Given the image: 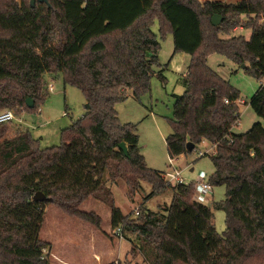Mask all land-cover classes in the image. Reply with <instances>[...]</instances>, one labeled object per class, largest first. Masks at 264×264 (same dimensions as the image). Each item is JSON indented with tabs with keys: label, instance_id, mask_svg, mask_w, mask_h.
Returning a JSON list of instances; mask_svg holds the SVG:
<instances>
[{
	"label": "trees",
	"instance_id": "trees-1",
	"mask_svg": "<svg viewBox=\"0 0 264 264\" xmlns=\"http://www.w3.org/2000/svg\"><path fill=\"white\" fill-rule=\"evenodd\" d=\"M207 4L49 0L32 6L28 0H0V110L17 116L39 111L46 72L62 74L64 84L81 89L91 106L62 129L60 145L45 148L28 130L11 132L10 122L0 124V264H50L45 251L51 243L40 238L48 204L101 228V215L81 207L91 197L110 207L114 233L123 227L122 238L131 242L128 232L137 233L149 264H264V21L253 20V15L264 20V2ZM216 14L224 16L219 25L212 23ZM231 14L249 16V38L221 36L240 25L232 18L228 24ZM155 19L163 35L173 34L175 52L192 56L179 79L183 93H173L168 153L175 158L203 141L213 145L204 155L211 154L214 165L210 182L226 188L225 199L214 203L226 214L222 234L213 209L193 200V183H169L163 175L167 170L147 166L136 124L122 122L116 109L128 90L140 98L153 75L166 79L164 68L155 69L161 49ZM211 53L246 64L262 82L249 105L263 121L244 133L233 130L241 116L240 90L209 65ZM28 98L34 99L33 107ZM121 178L129 194L141 180L152 185V195L169 187L171 203L164 211L143 209L131 219L108 185ZM39 191L45 200L34 199Z\"/></svg>",
	"mask_w": 264,
	"mask_h": 264
},
{
	"label": "rangeland",
	"instance_id": "rangeland-1",
	"mask_svg": "<svg viewBox=\"0 0 264 264\" xmlns=\"http://www.w3.org/2000/svg\"><path fill=\"white\" fill-rule=\"evenodd\" d=\"M194 1L199 2L203 6L202 8L208 7L207 2L209 0ZM216 1L229 4L240 0ZM262 1L264 2V0ZM217 15L224 19L223 15ZM254 16L253 20L257 19L259 23L264 21L262 15ZM226 18L228 24L232 18L238 20L240 25L228 29L226 32H221L223 38L242 35L249 38L251 36L252 30L247 26L250 19L248 15L231 14L227 15ZM205 24L207 25V19H205ZM207 29L206 32L209 31ZM153 30L161 42L160 65H156L155 69L164 68L166 79L161 80L157 74L153 75L150 88L140 98L135 97L132 90H128V97L118 102L116 109L122 122L136 124L140 149L145 156L147 166L158 171H166L171 163L165 138L172 131L171 118L175 101L173 93L181 91V94L184 91V87L179 83L182 72L178 70L176 64L181 65L180 67L184 71L192 56L183 51L175 52L173 34L168 32L163 35L159 29L158 19L154 21ZM208 63L219 75L240 90L241 99L238 103L241 116L233 128L234 132L244 133L255 122L263 121L249 105L251 98L258 91L262 82L225 55L211 53L208 57ZM43 80L45 97L39 103V111H24L19 116L16 115L17 118L6 126L10 128L11 132L17 128L28 130L34 138L39 140L40 146L45 148L61 144L62 129L69 127L73 122L86 115L87 100L81 89L64 84L62 74L55 75L46 72L43 74ZM51 84L55 87L54 91L48 90ZM202 143L193 152L175 157L177 167L181 170L187 183H191L199 174H204L207 179L213 175L214 165L210 157L211 154L199 155L200 150L210 148L213 145L208 141ZM108 185L113 191L116 205L131 219H136L139 216L136 214L138 209L141 212L143 209H150L155 212L164 211V208L172 200L173 193L169 187L161 194L152 195V185L144 180L139 181L138 189L134 194H129L130 187L124 178L119 179L117 184L108 182ZM225 192L224 185L213 184L212 200L209 203L214 212L215 226L220 234L226 229V214L221 209H215L214 203L225 199ZM81 207L84 210H94L95 208V211L103 219V226L96 228L87 221L66 214L55 205L48 204L46 206L40 238L45 241H53L62 253L74 252L73 255L67 253L62 256L54 246L52 248L51 243V246L47 247L45 251V254H48L50 264H79V260L89 258L95 245L98 248L99 256H96L97 261L94 264L111 261L115 264H149L140 250L139 243L141 240L137 239V233L128 232L133 239L132 242L126 237L121 238L114 233L108 218L110 207L105 202L91 197ZM93 230L97 232L96 243L94 242ZM54 252L58 253L57 256L53 254ZM87 263L90 262L85 260L81 264Z\"/></svg>",
	"mask_w": 264,
	"mask_h": 264
},
{
	"label": "built area",
	"instance_id": "built-area-1",
	"mask_svg": "<svg viewBox=\"0 0 264 264\" xmlns=\"http://www.w3.org/2000/svg\"><path fill=\"white\" fill-rule=\"evenodd\" d=\"M54 85L49 86V91H54ZM227 101V100H226ZM16 115L12 110L6 109L0 112V124L8 123L14 121L16 119ZM206 143L203 141L202 144ZM213 150L212 146L210 148H206L204 150H200L199 155L203 156L204 154L211 152ZM166 181L172 184L184 183L189 184L182 176V172L178 169L175 158H171V163L169 169L163 174ZM191 183L194 184V194L193 200L195 202L209 205L212 200L213 193V184L209 179L205 177L204 174H199L196 179H194ZM140 211L137 210L136 214L139 215ZM123 227H119L115 230V233L122 238Z\"/></svg>",
	"mask_w": 264,
	"mask_h": 264
},
{
	"label": "water",
	"instance_id": "water-1",
	"mask_svg": "<svg viewBox=\"0 0 264 264\" xmlns=\"http://www.w3.org/2000/svg\"><path fill=\"white\" fill-rule=\"evenodd\" d=\"M46 2V3H49V0H31V4H32V6H34L35 5V3L36 2ZM221 21H222V17L221 16H219V15H214L213 17H212V23L214 24V25H219L220 23H221ZM243 68H246V64H242L241 65ZM34 99H32V98H28L27 99V104H28V106H30V107H33L34 106ZM90 104L89 103H87L86 104V108L87 109H90ZM120 147L124 150V152H125V154L127 155L128 154V148H127V146H126V144L124 143V142H122L121 144H120ZM191 147H193V144H192V146ZM34 199L35 200H37V201H43V200H45L46 199V196H45V194L44 193H42V192H37L35 195H34Z\"/></svg>",
	"mask_w": 264,
	"mask_h": 264
},
{
	"label": "crops",
	"instance_id": "crops-1",
	"mask_svg": "<svg viewBox=\"0 0 264 264\" xmlns=\"http://www.w3.org/2000/svg\"><path fill=\"white\" fill-rule=\"evenodd\" d=\"M181 65H177L176 64V67L178 68V70H181L180 72H182L181 73V76H183V75H185L186 74V72H187V68H188V66H187V68L183 71L182 69H181V67H180ZM179 93L178 94H180V92L181 91H178ZM19 121H21L20 119H19ZM94 210H95V208H94ZM123 211V210H122ZM124 212V211H123ZM109 215H108V218H109V220H110V212L108 213ZM111 222V221H110ZM97 232H96V230H93V234H94V242L96 243V241H95V237L97 236V234H96ZM46 241H48V242H50V243H52V248H56L57 249V251H58V253L59 254H61L62 256L63 255H66L67 253H72V255H73V251H67V252H65V253H62L57 247H56V244L53 242V241H50V240H46ZM86 245H88L87 243H86ZM54 246V247H53ZM93 250V252H92V254L91 255H89V258H87V259H85V260H88V262H90V263H87V264H94L97 260H96V256H99L98 255V253H99V251H98V248H97V246L95 245V248H93L92 249ZM57 252L55 253H53L54 255H56L57 256V254H58ZM94 253V254H93ZM101 259V258H100ZM85 260H79V264H81L82 262H84ZM112 262V261H111ZM111 262H106V263H111ZM106 263H102V264H106ZM54 264V263H53ZM58 264V263H57ZM101 264V263H100Z\"/></svg>",
	"mask_w": 264,
	"mask_h": 264
}]
</instances>
